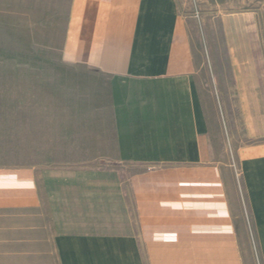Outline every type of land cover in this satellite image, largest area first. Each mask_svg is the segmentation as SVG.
I'll return each mask as SVG.
<instances>
[{"label":"crops","instance_id":"crops-1","mask_svg":"<svg viewBox=\"0 0 264 264\" xmlns=\"http://www.w3.org/2000/svg\"><path fill=\"white\" fill-rule=\"evenodd\" d=\"M197 3L0 0V39L14 41L15 59L23 41L46 55L53 86L46 158L0 167V264L254 263L243 239L249 218L264 246V141L225 155L213 68L186 12ZM255 32L229 37L245 132L258 140ZM13 64L21 86L22 60Z\"/></svg>","mask_w":264,"mask_h":264},{"label":"rangeland","instance_id":"rangeland-1","mask_svg":"<svg viewBox=\"0 0 264 264\" xmlns=\"http://www.w3.org/2000/svg\"><path fill=\"white\" fill-rule=\"evenodd\" d=\"M186 12L194 16L200 61L203 67L213 68L214 82L209 79V85L215 94L217 129L223 150L229 159L238 160L239 148L264 139L254 140L246 135L232 76L229 36L234 30L252 29L255 36V30L261 32L264 41V0H198ZM9 40L0 39V167L25 165L46 158L47 109L51 106L46 98L53 88L46 78L47 68L41 69L48 57L32 54L29 41H23L22 59L16 58L22 60L23 71L21 86L15 84L14 41ZM16 94L21 96V101H15ZM58 120L55 119L56 125L61 124ZM241 178L236 180L237 190L247 205ZM257 233L248 218L244 245L254 258L253 264H264L261 259L264 246Z\"/></svg>","mask_w":264,"mask_h":264}]
</instances>
